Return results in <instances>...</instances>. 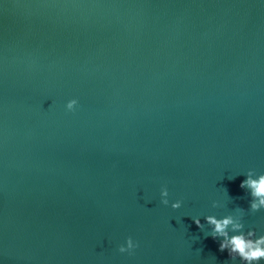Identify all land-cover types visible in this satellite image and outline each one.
<instances>
[{
    "label": "water",
    "instance_id": "95a60500",
    "mask_svg": "<svg viewBox=\"0 0 264 264\" xmlns=\"http://www.w3.org/2000/svg\"><path fill=\"white\" fill-rule=\"evenodd\" d=\"M249 171L264 0H0V264H240L205 217L264 235Z\"/></svg>",
    "mask_w": 264,
    "mask_h": 264
},
{
    "label": "clouds",
    "instance_id": "9594fccd",
    "mask_svg": "<svg viewBox=\"0 0 264 264\" xmlns=\"http://www.w3.org/2000/svg\"><path fill=\"white\" fill-rule=\"evenodd\" d=\"M78 105L75 99L70 100L66 104V110L73 112ZM246 179L240 184L242 189L248 190L251 196L250 210L252 213L264 210V174L256 176L253 171H249ZM169 192L167 188L161 189V203L164 206L169 205ZM182 206L181 201H176L171 204L173 210H178ZM221 205L214 202L212 207H220ZM237 216L228 215L218 219L215 216L205 217L206 224L211 228V237L213 239L222 238L219 245V250L228 251L229 256L233 261L239 259L240 264H261L264 262V235L256 236L254 231L244 232V224L242 222L243 209L237 207ZM196 226L203 228L200 219L194 220ZM230 233H234L230 235ZM138 247L132 238L129 237L126 241V246H120L121 254L128 253L131 255Z\"/></svg>",
    "mask_w": 264,
    "mask_h": 264
}]
</instances>
